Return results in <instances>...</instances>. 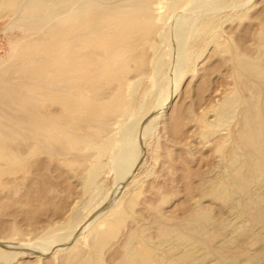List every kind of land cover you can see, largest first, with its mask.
I'll return each mask as SVG.
<instances>
[{
	"label": "rangeland",
	"instance_id": "obj_1",
	"mask_svg": "<svg viewBox=\"0 0 264 264\" xmlns=\"http://www.w3.org/2000/svg\"><path fill=\"white\" fill-rule=\"evenodd\" d=\"M76 1L50 3H89L35 23L27 17L32 1L0 0V82L16 85L19 72L40 69L37 40L79 15L95 16L102 33L89 43L93 64L80 63L91 77L86 100L71 103L47 136L24 129L3 139L11 154L0 159V264H119L135 247L153 264H264V223L242 213L246 196L215 191L230 171L229 152L239 155L234 135L246 99L263 101L256 89L264 82V0ZM133 15L139 23L124 31ZM114 28H123L119 42L104 35ZM73 42L79 59L88 48ZM242 64L256 73L247 77ZM39 78L32 73L29 83ZM32 85L22 90L40 116L58 114L62 103ZM223 103V118L215 117ZM0 118L8 129L12 122ZM121 122L125 131L115 135ZM248 190L263 196L264 176ZM100 234L96 250L90 240Z\"/></svg>",
	"mask_w": 264,
	"mask_h": 264
},
{
	"label": "bare ground",
	"instance_id": "obj_2",
	"mask_svg": "<svg viewBox=\"0 0 264 264\" xmlns=\"http://www.w3.org/2000/svg\"><path fill=\"white\" fill-rule=\"evenodd\" d=\"M30 1H32L33 5L31 9L27 10V17L28 20L35 21V23L43 22V21L47 22L51 18L55 17V15H61V13H70L71 11H78V12L84 11V9L87 8V4L89 3L85 1H84L85 3L84 2H79L78 4L74 3L73 6L67 8L65 5L57 7L56 5L51 4L50 2L52 0H30ZM78 1L79 0H77L76 2ZM93 17L84 20L83 17L79 15L78 18H74L73 22H71L70 25L67 26L65 29H63L62 31L60 29L58 31H54L53 28L50 29V31H48L49 33H47L48 36H46L47 39L40 37L37 40V42L39 43L38 45L41 47L38 48L40 53L37 54L38 57L34 62L40 65V69H33V71L31 69L30 72L24 70L19 72L20 83L16 85L8 81L10 79H5L2 82H0L2 88L0 91V110H1L0 113L4 117H6V119L12 122V124L8 126V129H4L3 125L0 123V159L11 154L10 152L8 154L9 149L3 143V139L8 137V133L14 132L17 135L24 129L33 132L38 129H42V131L43 130L46 131L44 135L47 136L49 135L50 128L52 129L53 126H57L58 123H62V121L66 119V114L70 112L73 108L71 103H73V105L76 107L77 105L78 106L80 105L81 101L83 102V100H86L85 97H84L85 99H83V95H85V92L90 90L91 77L82 74L84 73L83 71L85 70L81 69L82 66L80 65V63L82 62V60H87L90 64L93 62L95 56L90 52H92L94 47H91L89 43H91L92 39L94 38L96 39L99 35H102V33L99 32L100 28L97 27V22H94L95 19ZM127 19L126 18L118 19L117 21V23H121L127 20L126 23L124 24L125 26L124 31L126 28H132L136 26L140 20L139 17H136L134 15L131 18H127ZM122 29H119V31H117L115 28L114 30L110 29L104 35H108V37L114 35L116 37L115 38L116 41L119 42L120 37H122L123 35ZM54 35L59 37H53ZM73 40L79 41L80 46L81 45L85 46L86 44L88 48L87 49L88 51L86 53L80 54L79 59H76V55H73V53H71L74 52V50L76 49V45L74 44ZM261 40L262 43L264 44V33H262ZM105 42L103 43V46L106 45L105 46L106 48L111 47L109 45L110 43L107 44L106 39ZM60 43L61 44L64 43V44L60 45ZM122 46H124L122 43L118 44L117 48L114 50V53H116L118 48ZM89 49H91L90 52ZM44 54L45 55L47 54L46 55L47 57H45ZM106 56L107 54L104 55V57ZM65 59L67 60L69 59L74 62L72 63V65H69L70 67H67L65 69L55 68V66L53 65L54 61L64 62ZM106 59L109 58L106 57ZM85 67L88 68L87 66ZM241 68H242L241 69L242 72L247 77H251L256 73V69H253V67H249V65L247 64H242ZM86 71L96 72L94 74L97 75V71L94 69H90ZM111 71H112L111 69H106V70L100 69L99 75L111 74ZM32 73L34 77H41V80L39 78V81L35 82L36 81L35 80L34 82L29 83L30 81L28 78ZM246 83L247 80H245L244 84ZM29 84H33L32 86H30L31 92L32 91L36 92L37 90V92L42 93V96H44L45 98L49 100L53 99L62 103L63 107L62 109H60V112L58 114L44 113L42 116H40V114L37 112L38 110L37 107L31 104L32 96L27 92H24L27 90H22L23 88L29 89L28 87ZM256 92L263 95V99H262L263 101L259 102L252 98L246 99V103L241 109L239 115L240 116L238 120L239 128L235 130L236 132L234 135L235 145L239 148V155H236L232 151L229 152L228 164L230 171L226 175V177H224L222 182H220L221 185L215 186V191L216 190L218 191L220 189L221 191L219 190V192L225 195V197H227L228 199H232L233 197H236L238 194L239 195L242 194L246 196L247 199L243 203L242 213L247 215L248 218L251 221H253V223H264V198H263V203L255 202L257 201L258 198L264 197V195L260 196L259 194L260 197L257 195L258 197L253 198V196H250L248 190V187L252 180L261 179L264 176V141L260 139L261 135H264V82L263 81L258 83ZM112 93L115 94L117 92L113 91ZM92 101L95 100L92 99ZM227 107H228V103H223L222 107L219 108L218 111L216 112L215 117L223 118V115ZM12 109L13 111H11ZM14 110H16L17 112ZM109 111L111 112L112 109ZM92 115L93 113H89L87 116L91 118ZM116 124L117 123H115V125L112 126L111 129V131H114L116 133L115 135L120 133L122 130L123 132L125 131L123 122L119 123L118 127H116ZM114 132H112V134H114ZM0 171H1V166H0ZM237 200H234L232 202L233 203L232 206L235 204V202H237ZM196 230L200 232L202 228L197 227ZM104 238L105 235L100 234L97 237L92 238L90 240V244L93 245L96 250H98L101 247V245L104 243L103 241ZM186 238L187 237L184 234H179V240H182L183 242L188 241L189 238L187 239ZM212 249H214V251L220 254L221 256V249L215 247L214 248L212 247ZM129 254H130V258L121 261V263L119 264H153L151 261L145 258L146 253L144 252V249L140 250L135 247V249L133 248L129 252Z\"/></svg>",
	"mask_w": 264,
	"mask_h": 264
}]
</instances>
